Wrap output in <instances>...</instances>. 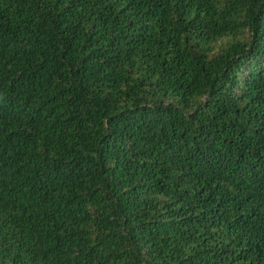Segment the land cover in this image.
<instances>
[{
	"label": "trees",
	"instance_id": "16d2710c",
	"mask_svg": "<svg viewBox=\"0 0 264 264\" xmlns=\"http://www.w3.org/2000/svg\"><path fill=\"white\" fill-rule=\"evenodd\" d=\"M0 264H264V0H0Z\"/></svg>",
	"mask_w": 264,
	"mask_h": 264
}]
</instances>
